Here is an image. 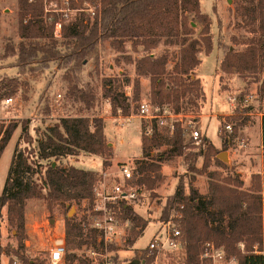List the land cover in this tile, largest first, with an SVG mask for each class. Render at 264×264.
Wrapping results in <instances>:
<instances>
[{
    "label": "trees",
    "instance_id": "16d2710c",
    "mask_svg": "<svg viewBox=\"0 0 264 264\" xmlns=\"http://www.w3.org/2000/svg\"><path fill=\"white\" fill-rule=\"evenodd\" d=\"M44 2L45 0L18 2V30L22 40L17 46L7 44L3 54L5 58L16 56V67L24 68L38 62L47 66L49 62L57 61L60 67L75 72V75L70 72L67 74L71 84L69 94L91 106L96 97L89 84L84 87L79 85L82 80L80 70L92 56L95 57V63L99 64L98 51L105 42L109 41L123 51L125 42L131 41L135 51L142 48L145 52L135 60L136 73L138 76L150 77L153 104L169 108L170 104H175L176 110L170 108L171 111L184 115L178 107L184 97L188 96L192 103L196 102V98L204 97L195 71L202 62L199 56L202 48L207 54L212 50L213 35L212 18L203 12L200 0H71L70 7L73 9L83 8L86 2L100 5L95 15L78 11L63 24L64 51L58 48L59 41L54 38L58 14L53 13L55 16L48 23L45 19ZM237 10L249 19L250 24L254 25L253 32L258 35L243 40L241 49L222 44L224 56L220 61V69L227 74L238 73L249 78L259 72L264 60V0H246L238 5ZM193 24L202 26L200 37H193L196 32ZM164 38L167 44H171L173 38H176L181 45L180 59L175 62L171 72L167 71L168 55L163 53L158 56L154 52ZM122 75L123 85L131 83L130 77ZM19 85L20 81L16 77L1 78L0 98L3 95H14ZM135 86L137 99L139 80ZM103 91V96L111 100L114 114L118 109H122L125 114L129 113L131 106L128 97L123 89L115 85L112 77L103 79ZM243 112L244 110L237 119L238 127L247 123L248 117ZM28 122L26 120L22 124V134L28 131ZM105 125V119L99 116L61 117L38 141L37 149L31 145L30 140L27 144L31 146H22L21 135L16 142L0 195V212L7 206L8 222L12 227L23 230L29 199H43L50 210L58 205L65 208L66 212L72 205L83 200L92 201L93 187L100 173L77 166L67 167L60 160L85 152L102 156L104 167L109 166L113 150L106 139ZM18 127V121H0V158ZM174 127L171 136L157 130L152 137L142 135V158L136 161L134 181L152 190L154 196H157L155 189L164 180L161 173L164 161L182 157L183 165L188 172L194 174L205 170L197 167L198 156L206 159L212 152L215 156L220 152L207 138L198 150H194L192 141L187 137V130L178 119L175 120ZM166 129L168 132V128ZM262 129L264 130V115ZM216 162L225 165L218 157ZM36 175L39 178H35ZM207 175L211 180L206 195L194 185V175L189 177L187 183L181 178L175 190L162 203L160 220L168 219L172 209L178 204L185 205L181 229L187 240V260L190 263L197 261L201 242L209 239L223 246L228 253L236 254L240 264H262L264 256L254 252V246L264 242L261 175L255 174L249 188L245 187L244 180L237 173L227 174L221 181L216 179L215 172H208ZM115 209L123 221H130L127 243L132 246L144 233L150 219L137 213L132 205L122 203L120 208ZM85 218L82 216L80 219L77 214L66 216V264L84 263L77 250L83 246H97V231L85 228ZM20 243L19 248L23 237ZM240 243L244 244L245 253L239 248ZM12 253L11 256L21 257L18 250H13ZM138 258L145 259L146 264L152 262L146 250H142Z\"/></svg>",
    "mask_w": 264,
    "mask_h": 264
},
{
    "label": "rangeland",
    "instance_id": "374dc122",
    "mask_svg": "<svg viewBox=\"0 0 264 264\" xmlns=\"http://www.w3.org/2000/svg\"><path fill=\"white\" fill-rule=\"evenodd\" d=\"M200 1L203 12L208 13L212 18L213 48L208 54L204 47L202 48L199 53L202 62L195 71L204 97L196 98L195 103L190 102L188 96L184 97L178 105L180 112L184 115L178 118V121L187 130V137L192 141L194 150H198L207 138L209 143L220 151L219 154L228 153V160L225 161L218 157L219 154L215 156L214 152L206 159L204 156H198L196 161L198 168H205L207 173L215 172L218 181H221L227 174L237 173L244 180L246 188L252 185V178L255 174H260L264 191V152L262 149L264 146V130L262 129L264 60L259 72L249 78L238 73L227 74L220 69V61L224 56L222 44L230 45L233 49H241L243 48L242 41L256 34L253 32L254 25L250 24L249 19L237 10L238 5L246 0ZM18 2L19 0H0V79L16 77L20 81L19 89L10 96L13 102L6 104L5 100L9 98L6 95L0 98V121L19 122V127L0 158V195L5 186L16 142L21 135L20 144L22 146L30 145L27 144L30 140L31 145L37 149L38 141L44 137L49 127L65 116L103 117L106 123V139L112 144L110 146L113 156L111 164L107 167L103 165L102 156L85 152L61 159L62 165L95 170L100 173L99 178L102 181L103 172H107L112 178L118 173L119 165L123 163L132 165L135 171L136 161L142 158L143 124L137 116L140 112V104L149 102L155 105L151 102L150 77L138 76L136 73L135 60L145 52L142 48L135 51L131 41L125 42L123 51L110 44L109 41L105 42L98 51L99 64L95 63V57L92 56L79 72L82 78L79 85L84 87L85 84H89L96 97L94 103L87 106L69 94L71 84L67 79V74L70 72L71 75H75V72L60 67L57 61L49 62L47 66L38 62L18 68L16 67V56L3 57L7 44L17 46L22 40L18 30ZM54 16L53 12L46 13L45 11V19L48 23L53 20ZM57 17L60 19V16L57 15ZM193 25L196 29L193 37H200L202 26ZM57 40L59 41L58 48L64 51L63 38ZM39 41L43 42L44 39H39ZM180 47L178 39L173 38L172 43L167 44L164 38L154 51L158 56L163 53L168 55V72L172 71L175 62L180 59ZM129 57L132 61H129ZM122 73L131 78V83L123 85L124 75ZM107 77H112L115 85L123 89L128 97L131 106L128 114H125L122 109H118L114 114L111 100L103 96V79ZM138 80L139 98L136 99L135 83ZM127 92H130V96ZM59 94L61 96H58ZM229 96L236 97V100L229 102L227 100ZM170 108L174 111L177 105L170 104ZM242 110H244L243 115L248 119L245 125L238 127L236 126L237 119ZM129 115H134L132 121L126 119ZM26 120H29L28 131L22 134V124ZM226 124H231L232 129H227ZM194 129L202 133L200 142L195 141L191 136ZM157 131L167 133L169 136L173 134L170 131L167 132L166 127H158ZM216 157L225 165L218 164ZM204 171L192 174L183 165L182 157H176L162 163L161 173L164 180L161 186L155 189L157 196H154L152 190L146 186L138 184L142 189L139 197L131 201V205L145 219H150V222L134 245H128L127 241L124 242L121 239L120 245L114 247L113 253H115V260L118 264H131L134 259H138L141 250L148 245L161 226L159 220L162 215V203L175 190L181 178L187 183L189 177L194 175V185L204 195L208 193L211 178ZM35 178H39L38 175ZM98 181L99 179L95 184L99 185ZM88 206L89 202L83 200L81 203L72 205L66 212L65 208L58 205L50 210L43 199H29L25 209L23 230L9 224L7 206H4L0 212V262L12 257L13 250H18L19 255L25 259L33 258L43 261L47 257L48 248L53 244L54 232L51 226L55 221L64 220L66 223V216L73 207L75 210L72 214H77L78 218H81L87 213ZM126 232L128 239V226ZM22 237L23 243L19 248ZM88 248L83 246L77 250L80 259L84 261L81 264H100L91 260ZM255 249L264 250V242L261 245L256 244Z\"/></svg>",
    "mask_w": 264,
    "mask_h": 264
},
{
    "label": "built area",
    "instance_id": "2783aa9c",
    "mask_svg": "<svg viewBox=\"0 0 264 264\" xmlns=\"http://www.w3.org/2000/svg\"><path fill=\"white\" fill-rule=\"evenodd\" d=\"M70 1L45 0L44 2L46 13L53 12L60 16L54 27V37L56 39L63 38V24L70 20L74 12L86 11L93 16L100 5L86 2L83 8L73 9L70 7ZM48 16L50 17L49 14ZM127 95L130 96V92H127ZM58 96H61V94ZM227 100L234 102L236 97L229 96ZM5 102L10 104L13 102V98L9 97ZM137 116L143 124V135L152 137L158 127H166L168 131L173 133L175 129L174 120L181 118L182 114H174L167 106L160 107L149 102H143L140 104V112ZM133 118L134 115L126 116L128 121H132ZM225 127L232 129L231 124H226ZM191 136L197 142L202 140V133L198 129L192 130ZM262 149L264 152V146ZM102 174L104 175V178L101 177L103 181L99 178L98 182L100 184H94L93 199L89 202L87 213L83 215L86 217L83 224L85 228L97 231V246L89 247L88 254L95 263L118 264L113 250L115 246L120 245L119 241L121 239L124 242L127 241L126 227H129L130 221H123L115 207L120 208L122 203L131 205V201L139 197L142 187L134 181V167L126 163L119 165L118 173L113 175L112 178L107 172ZM184 208V204H178L172 209L168 219L160 220V228L155 232L148 245L142 249L146 250L147 255L152 258L151 264H240V259L236 254L228 253L223 246H219L214 240L209 239L201 242L197 261L190 263L187 260V240L181 229ZM51 227L54 232L53 244L48 248L47 257L43 261L12 256L7 261H1L0 264H66L68 252L66 223L64 220H56ZM239 248L243 253L246 252L243 243L239 244ZM254 252L264 256V250L255 249ZM99 258L101 259L99 260ZM138 259H140L139 264H146L145 259ZM262 264H264V260Z\"/></svg>",
    "mask_w": 264,
    "mask_h": 264
},
{
    "label": "water",
    "instance_id": "95a60500",
    "mask_svg": "<svg viewBox=\"0 0 264 264\" xmlns=\"http://www.w3.org/2000/svg\"><path fill=\"white\" fill-rule=\"evenodd\" d=\"M109 145H112L111 143H109ZM218 157L220 158V159H222V160H228V153L227 152H222V153H220L219 155H218ZM75 209H74V207L73 208H71V210L69 211V213H68V216L69 217H71L73 214H72V212L74 211ZM140 263V259H134L132 262H131V264H139Z\"/></svg>",
    "mask_w": 264,
    "mask_h": 264
},
{
    "label": "crops",
    "instance_id": "0c3cea01",
    "mask_svg": "<svg viewBox=\"0 0 264 264\" xmlns=\"http://www.w3.org/2000/svg\"><path fill=\"white\" fill-rule=\"evenodd\" d=\"M263 194H264V191H263Z\"/></svg>",
    "mask_w": 264,
    "mask_h": 264
}]
</instances>
